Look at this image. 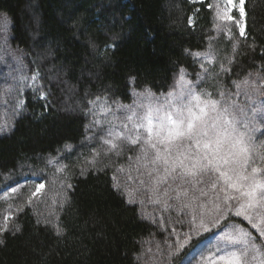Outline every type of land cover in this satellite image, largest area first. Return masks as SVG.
Returning <instances> with one entry per match:
<instances>
[{
    "label": "trees",
    "instance_id": "obj_1",
    "mask_svg": "<svg viewBox=\"0 0 264 264\" xmlns=\"http://www.w3.org/2000/svg\"><path fill=\"white\" fill-rule=\"evenodd\" d=\"M245 9L246 35L235 27L230 37L216 39L210 0H0V13L12 22L11 44L38 73L23 94L24 110L0 135V186L13 176H33L27 168L81 144L97 100L131 103L134 89L170 93L183 70L195 81V53L211 45L217 56L204 85L215 93L264 74V0H246ZM251 134L257 147L264 143V131ZM253 159L264 181V162L257 154ZM114 169L107 161L72 174L56 189L50 216L35 199L17 209L7 223L20 231L0 232V264H140L145 241L167 230L144 218L141 205L127 203ZM221 224L248 227L233 214ZM210 234L193 239L172 263Z\"/></svg>",
    "mask_w": 264,
    "mask_h": 264
},
{
    "label": "rangeland",
    "instance_id": "obj_2",
    "mask_svg": "<svg viewBox=\"0 0 264 264\" xmlns=\"http://www.w3.org/2000/svg\"><path fill=\"white\" fill-rule=\"evenodd\" d=\"M234 2L235 7H230L227 0H210L216 39L221 36L230 37L233 28L244 27V20H241L238 11V0ZM226 14L231 15L233 19H227ZM5 20L7 27L0 32V135L12 128L15 118L24 110L23 94L38 81V78H34L36 73L32 72L25 54L11 44V20L0 13V26H3ZM199 53L196 59L200 72L195 81L189 78L186 70H183L176 89L170 92L172 95L134 89L131 103L97 100L81 144L77 147H68L62 156L50 159L40 167L27 168L36 173L31 177L17 180V177L13 176L5 179L4 184L0 186V226L5 224L6 216L11 217L19 207L28 202L36 184L44 183L45 187L35 197H31V200L35 199L38 204L40 203L50 216L48 213L50 206L58 197L56 189L64 188L72 174L84 175L90 168L109 161L115 164L116 187L129 200L141 205L144 218L154 221L160 227L161 233L167 230L165 234H158L154 239L145 241L143 253L139 258L140 264H171L177 255L191 245L184 243V237L190 232L188 224L193 218L194 226L197 228L201 221L211 223H206L207 231L199 228L192 240L209 232L211 234L189 250L180 264H188L193 257L195 259L192 260V264H209L210 261L212 264H226V261L219 260L217 247L221 249V255L226 251H236L239 264H264V238L258 239L253 231V239L248 242L244 233L250 231L249 226L221 224L229 214L225 212L221 215L216 211V206H223L226 197L238 196L239 193L226 188L223 180L218 179V173H212L200 183H195L186 194L182 188L172 185L165 195L162 191L154 189V180L149 179L147 174L149 170L145 167V162L136 159L139 155V146H130L122 154L117 155L114 150H110L111 145L106 143L108 140L121 143L129 130L136 129V126L143 122L142 118L150 112L154 114L155 109L164 104L177 106V100L174 98L181 95L187 100L189 89L194 90L201 100H215L218 110L227 109L228 119L234 121L236 128L245 133V136L249 129L253 127L259 129L264 121V74L254 72L234 89L219 86L215 93L204 84L207 82L205 79L210 65L216 61V48L211 45L208 50ZM117 133L120 134L119 137ZM132 134L135 135V131ZM13 187L17 189L15 193L11 191ZM260 200L258 190L255 193L253 207L249 209L250 215L257 217L264 215V205ZM173 227L174 229L169 231ZM213 257H216L215 260Z\"/></svg>",
    "mask_w": 264,
    "mask_h": 264
},
{
    "label": "snow or ice",
    "instance_id": "obj_3",
    "mask_svg": "<svg viewBox=\"0 0 264 264\" xmlns=\"http://www.w3.org/2000/svg\"><path fill=\"white\" fill-rule=\"evenodd\" d=\"M227 3L230 7H235L234 0H227ZM238 3V11L243 20L246 16V0H238ZM227 19L232 20L233 17L227 15ZM6 27L5 20L3 26H0V32ZM245 35V27L241 26L240 36ZM195 54L200 55L199 52ZM261 55L264 56V52H261ZM34 78H38V73ZM37 92L39 99H46L43 91L37 89ZM187 97V100L183 95L175 97L177 100L175 107L164 104L155 109L154 114L150 112L142 118L143 122L139 123L136 129L129 130L121 143H113L111 140L106 143L111 145L110 150H114L117 155L122 154L130 146H139V155L136 159L145 162V167L149 170L147 173L149 179L154 180V189L162 191L165 195L172 185L182 188L186 194L195 183H200L212 173H218V179L223 180L225 187L239 195L226 197L223 206H216V211L221 215L225 212L229 215L234 213L235 217H242L247 221L250 231L245 232L244 236L248 242L253 239V231L258 239L264 238V215L257 217L249 214L258 190L261 196L260 203L264 205V181L257 179V173L261 170L252 166L255 163L253 154H257L259 160L264 162V143L257 147L254 143L256 137L251 134L264 129L253 127L246 137L245 133L236 128L234 121L228 119L227 109L218 110L215 100H201L192 89L188 90ZM139 129L144 131L140 132ZM133 131L135 135L132 134ZM116 135L119 137L120 134ZM44 187V183L36 184L28 202L30 203L31 197H35ZM67 187L71 188L72 185L69 184ZM11 191L15 193L17 189L13 187ZM127 203L131 204L134 201L129 200ZM19 211H23V207H19ZM9 219L10 217H5V224L0 226V232L10 230L11 234L15 235L20 229L19 227L9 229L7 223ZM193 221L188 224L190 232L184 237L185 244H190L199 228L207 231L206 223H211L201 221L197 228ZM56 234L59 236L60 232L57 231ZM220 252L221 249L217 247L216 253L220 261H226V264H239L236 251H226L223 255ZM194 259L195 257L192 258ZM192 260H189L188 264H192ZM209 264H212V261Z\"/></svg>",
    "mask_w": 264,
    "mask_h": 264
}]
</instances>
